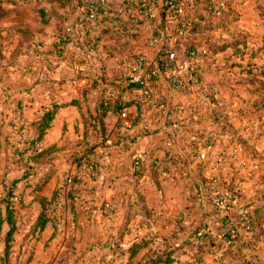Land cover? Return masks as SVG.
<instances>
[{
	"label": "rangeland",
	"instance_id": "rangeland-1",
	"mask_svg": "<svg viewBox=\"0 0 264 264\" xmlns=\"http://www.w3.org/2000/svg\"><path fill=\"white\" fill-rule=\"evenodd\" d=\"M58 5L57 0H0V130L10 138L9 150L0 156V202L9 195L11 183L21 181L26 173L17 163V151L25 149V135L19 136L14 127L34 115L32 100L15 104L23 94L31 93L23 85L38 78L49 79L61 71L66 90L75 86L76 75L70 71L74 68L67 59L60 60L56 48L54 35L62 32L53 14ZM233 5L230 18L224 22L219 18L218 27L207 31L212 39L194 62V68L198 67L197 83L189 93L176 89L181 101L166 98L169 105L174 104L187 115L180 132L210 133L208 138L215 146L207 148L208 141L204 142L205 161L201 159L191 169L181 166L183 176L177 180L169 166H164L156 178L145 169L148 179L152 177L157 183L145 188V211L136 216L137 192L130 194L133 185L126 182L128 169L135 181L140 178L134 161L128 168L125 161L113 169L103 165L99 175L88 167L62 170V195L68 197L72 187L81 183L84 191L75 210L71 207L72 212L65 214L61 222L56 223L53 215L58 226L56 236L54 228L31 233L30 225L38 214L36 208L29 209L33 190L28 183L40 178L42 172L38 171L31 180L27 178L29 182L26 179L13 189L17 195L11 200L13 208H17V229L8 253L9 228L5 226L0 231V264H147L149 259L165 257L170 252L175 257L182 253L179 257L183 260L203 256L207 264H264V91L257 75L259 69H264V0H241ZM140 24L127 26L119 35L105 32L102 45L108 46L117 38L119 44L136 47L134 51L150 53L154 26L145 21ZM102 63L112 75L121 65L113 58H104ZM53 93L39 88L33 99L39 101L45 95L52 99ZM34 106L40 112L42 105ZM146 111L151 113L150 121L163 123L166 131H172L161 108ZM194 115L196 120L191 119ZM186 146H176L180 159L178 154L185 153ZM191 152L200 153L193 148ZM223 195H229L235 203L230 212L217 205ZM127 225L129 234L125 235ZM231 225L239 229V235L232 232L228 242L224 235ZM170 237L187 239L188 243L173 250L164 243ZM142 239L149 245L130 261L126 252L135 240Z\"/></svg>",
	"mask_w": 264,
	"mask_h": 264
},
{
	"label": "trees",
	"instance_id": "trees-1",
	"mask_svg": "<svg viewBox=\"0 0 264 264\" xmlns=\"http://www.w3.org/2000/svg\"><path fill=\"white\" fill-rule=\"evenodd\" d=\"M57 3L59 4V7L57 10L53 11V14L56 15V19L57 21H59L58 23H61L62 26V32L58 33V31L54 35V37L56 38L55 40H57L56 48L58 50V53L60 54L59 58L60 60H66L68 57L67 55L70 52V60L78 64H75L76 66H78V69L81 68L80 66H86V69L84 70L85 77L83 76V78H87L90 81V86L83 88L81 90V95L78 98L71 100L69 103L57 104L56 102H51L49 103V105H45L40 109L39 116L34 120L23 122L22 125L14 126L19 136H24L28 131H30L32 135L28 139V141H25V149L20 151H17L18 149L16 150L18 156H20L18 157V159H20L17 160V163L22 164V168L25 169V178L21 181L12 182L9 195H5L4 199L0 202V231H2L5 226L9 228L8 232L6 233L7 253L9 251V243L11 244L12 242H14V234L16 233L17 229V208H13L14 203H11V200L15 199L17 196L15 195L13 189H16L19 184L25 182L27 178L30 179L35 177V174L37 175L38 171L42 172H40V178L38 180L35 178L34 183H28V186H30L33 190L30 192L33 200L31 201V205H29V209L36 208L35 211H37L38 214L37 218L30 225L31 233L36 234L37 232H43L49 224H53L54 236H56V233L58 231V226L55 223L54 219H52V217L54 211L60 205V188L58 187L55 190L54 195L50 200L42 196L41 192L56 175L57 171L53 167L58 160L59 154H61V152H63L65 149L63 150L58 144L52 145L45 149H42L41 146L47 132L51 129L52 123L61 108H76L81 113L84 125V131L81 135L82 139H79L78 142L71 147L68 153L65 154V161L69 165L76 164L78 168L81 166H86L90 169L91 172L99 171V164H97L98 162L96 161L98 151L99 149H104L105 151V149L107 148V145H105L109 136V130L106 125L107 115L112 113L119 116L121 112L128 110L131 107L137 109L136 117L132 122L131 129L125 128L126 131L120 130L115 136V140H117L119 143L123 142L124 146L127 149V147H129L132 143H135L134 139L128 135L127 130H132L133 128L135 129L139 124L143 123L145 119V113H148V111H146V109H144V107L138 101L139 86L137 85V83H125L131 78L128 71L130 64L137 61L141 56V53L144 54L145 52H137V50L134 51L136 47L134 48L132 44L129 43L119 44V39L114 38L113 36L111 38H114L115 42L111 43L108 46L102 45V38H104L103 35L105 34V32L111 31V35H119L121 33V30H125L127 26L134 24L119 23L114 18L107 17L98 19L95 25L91 27L90 24H88L87 21L83 18V14L80 11L82 7V0H57ZM225 4L226 7L223 9V14L220 17V20L222 18L223 22L225 21V19L230 18V14H232L231 1L226 0ZM67 10H71L72 13H68L67 15L65 13V11ZM214 10V6L210 7L211 13ZM211 13L210 15L208 14L209 16L204 22V27H206V30L209 27V21L212 19ZM69 19H71V21L74 22L75 25L81 24L85 28V36L81 44L80 53L75 51V45H67L61 41L62 37L65 34L67 20ZM193 25L194 27L196 26L194 23ZM147 57H149V55H147ZM104 58L116 59L121 63L120 66H124L126 71H124L116 79H109L106 66L102 65V60ZM152 58H154V56ZM196 58H198V56L195 58H192L185 54L179 56V60L185 66L193 69L190 76L188 77L191 86L197 83L198 78V67L194 68V62ZM176 70V63H168L166 56L160 57V61L158 62L157 67H155L153 70L154 72L151 76V81L153 85L161 91L164 99H166L167 96L163 92L161 83H166L169 89H176ZM257 75L262 82L261 86L262 90L264 91V69H259ZM76 78L80 80L79 75ZM45 82L47 84L46 87L49 88L50 91L56 92L57 89L53 85H58V81H56L55 79H50ZM99 90H101L100 99L96 106V109H94L91 106V99L93 94ZM77 133H79L78 130ZM94 134L97 135L96 139L93 138ZM224 134L226 133L223 132V135ZM209 139L210 138H207L206 142L208 141V146L213 149L215 143L212 139ZM9 141L10 138L5 137L3 130L1 129L0 156L4 151L9 150ZM13 146L17 148V145ZM108 148L111 149L112 146H108ZM196 150L197 149H195L194 151ZM165 152L166 154L161 160H152V158L149 165H145L139 157L134 160V168L136 163H139L140 170L136 171L135 168L136 175L138 176V178L140 177L139 180H141L142 177L143 179H148L150 177H147L145 169L150 170L151 175L154 178H156V174L159 173V171L164 166H169L171 172H173V170H179L181 166V164L179 163L181 160L177 157V155L175 158L173 156V153L167 150H165ZM103 154H105V152ZM152 177L149 180L151 185L155 186V183L157 182H155L156 180H154ZM28 179L27 182H29ZM80 180L82 179L80 178ZM82 184L83 183L74 185V187H72V189L68 193V196L71 199V206L73 210H75V202L80 198V193L82 190H79V188L83 187L81 186ZM135 191L137 192L136 202L139 206V211L134 213V215L136 216L142 215V213L145 211L144 202L146 200V197L139 189V184L136 185ZM3 203H6V206H4ZM249 227V231L252 232V221H250ZM129 228L130 226L128 225L125 227L123 231L125 235L129 234ZM225 231L226 232L224 236L227 237L228 242H230L232 238V232H236L239 235V229L237 227H233L232 225L231 227H227ZM171 239L173 240L174 238ZM164 243L165 245L169 246V244H167L166 242ZM147 245L149 244L145 243L143 239L140 241L135 240L130 246V250L126 252L129 255V260L132 261L134 260L135 256L138 257L144 251ZM169 247L173 250H177V248L175 249L174 247ZM143 260L147 261V258H144ZM195 260L196 262H192V264L202 263L201 258H198L197 256H195ZM147 262V264H174L176 262V257L172 256V253L170 252L166 254L165 257H155L153 259H149Z\"/></svg>",
	"mask_w": 264,
	"mask_h": 264
},
{
	"label": "crops",
	"instance_id": "crops-1",
	"mask_svg": "<svg viewBox=\"0 0 264 264\" xmlns=\"http://www.w3.org/2000/svg\"><path fill=\"white\" fill-rule=\"evenodd\" d=\"M120 1L121 0H112V3L116 5L120 3ZM214 1L218 2L219 0H214ZM228 1H231V7L233 8L235 7L233 3L237 5L240 3L241 0H228ZM212 6L213 5L211 2H209V0H200L197 3V5L193 7L192 9H189L187 13L189 19L196 25L195 27L197 29V31L193 35V39L196 41H201L204 45L207 44L208 40L212 39V36H208L210 34L209 32H207L206 28L204 27V22L210 15L211 13L210 7ZM67 56H68L67 61L69 62L68 64L74 68V69H70V71L72 73L74 72L75 75L78 74L80 77V80L76 78V80L74 81L75 86L70 87L73 89L66 90L67 85L64 81L65 79L63 78V76H61L60 74L61 71H57L54 77H49V79H39V78L37 80L34 79L31 83H26L25 85H23L24 88H27V89L30 88L31 93L29 92V94H23L21 99H17L16 101L17 103L15 104L20 106L21 105L20 102L22 100H24L26 104L27 102L32 100V102H30V106H32V109L34 110V113H33L34 115H29L31 118L29 117L28 121H23V122L32 121L39 116V112L37 111L38 109L35 110L37 106H34V105L41 104L43 107L45 105H49V103L51 102H56L57 104L69 103L71 100L76 99L81 95V90L83 88L90 86V81L87 78H83V76L85 77L84 70L86 69V66H80L81 68L78 69L77 68L78 66H76L78 64L70 60V52L68 53ZM124 71H126L124 66H118L116 75H112L108 73L107 71L108 78L116 79ZM78 72H80L82 76ZM78 75L76 77H78ZM50 79H55L59 83L58 85L57 84L53 85L57 89L56 92L53 93L54 94L53 98L49 99L48 96L45 95L39 101L33 99L35 97V95L33 96V94H35L39 88H43L47 92L50 91V89L46 87L47 84L45 82ZM161 87L163 88L164 94H166V96L171 98L173 102H176L177 100L179 101L182 100L179 95V91H177L176 89H169L166 83H161ZM100 91L101 90L97 91L92 96L91 106L94 109H96V106L99 102L100 94H101ZM183 102L185 103L184 100ZM164 103L167 104V103H170V101H167V99H164ZM128 113H129V119L132 124V122L134 121L136 117L137 109L134 107H131L130 109H128ZM150 115L151 113L146 112L143 123L139 124L135 129L133 128L132 130H127L128 135L131 138H133L135 141V143H132L129 147H127V149L124 146L123 142L119 143L117 140H115V136L120 130L126 131L127 128L125 127L124 122L120 120L118 115H115L112 113L107 115L106 125L109 130L108 140H107V143L105 144L107 145V148L105 149V151L104 149H99L98 151V156L96 159L98 163L97 162L96 163L99 164L98 166L99 171L96 172V175L100 174V171H102L103 165L104 166L109 165L111 169H113V167H115V165H117L118 162L125 161V164L128 168L130 162L131 161L133 162L138 157L143 161L145 165H149L152 158H153L152 160H156V159L161 160L163 158L164 152H162V150H167L173 153V156L176 158V154H177L176 146L184 148V145H188L185 147V149L187 150L185 153L181 152L178 154V156L181 157V159L178 157L181 160L179 164H182L181 166H183L185 169L186 168L191 169V167L193 168V166H195V163L200 162L201 159L205 161L206 150L204 151L203 146H205L204 142H206V139L208 138V136H211L209 132L204 133L201 131H181L183 132L182 134L180 131L176 133H174L173 131H166V127L163 125V123L160 124L157 122L155 123V121H150L151 120ZM167 124L169 125V123ZM162 129H164V131H161ZM77 130L79 131V133H77ZM83 131H84V125H83L81 113L76 108H72V107L61 108L59 112L57 113L52 123L51 129L47 132L46 137L43 140V143L41 146L42 149H45L52 145L58 144L63 150L65 149L63 152H61V154H59L58 160L56 161L53 167L57 171L56 175L52 178V180L47 184V186H45V188L41 192L42 196L50 200L53 197L55 190L58 187L60 188V191H61L60 205L57 207V209L54 211V214H53L54 218L57 220L56 223L58 221L61 222L65 214L68 215L70 211L72 212L71 199L69 198V196L66 197L65 195H62L61 183L59 185V179H60L59 172L67 168L75 169L78 167L76 164H72V165L67 164V162L65 161V156H66L65 154L68 153L71 147L75 143H77L79 139H82L81 135L83 134ZM3 133L5 134L4 130H3ZM31 135L32 133L30 131L26 132L25 141H28ZM202 135L205 137L201 138L200 136ZM93 138L96 139L97 135L94 134ZM108 146H112V148L109 149ZM192 148L199 150L200 153L192 154L191 152L190 154L189 151ZM104 152L105 154H103ZM192 155L194 156V158H191ZM193 160H195L194 163H193ZM181 166L178 171L173 170L172 177L174 180H177L179 176H183L182 170L184 169H182ZM184 172H185V175H188L187 170H185ZM126 173H128V175H126V177H128L126 181L127 184L133 185L132 187L129 186L132 189L130 194L136 195V193H134L135 187L137 184H139V189L143 192V195L146 197L147 192L145 188L152 187L150 180L144 178V179L135 181L131 177L132 175L130 174V169H128ZM184 177L186 178L188 176H184ZM79 190H82V189L79 188ZM83 191L84 190H82L81 193ZM29 197L31 198L30 201H32L33 197H31V193ZM134 199H135V196H134ZM53 228H54L53 224H49L45 230L46 231L49 229L53 230ZM171 238L172 237L167 239L165 242L169 244V246L174 247L175 249L176 248L181 249L182 246L180 245L182 243H186V244L188 243L187 239L183 240L181 238H174L172 240ZM189 241L191 242V237L189 238ZM159 242H161V240ZM179 255L182 256L183 254L180 252L176 254V262L174 264H192L191 263L193 261L192 259H195V256H193L191 259L183 260L181 259V257H179ZM201 260H202L201 264H207L205 263L203 256H201Z\"/></svg>",
	"mask_w": 264,
	"mask_h": 264
},
{
	"label": "built area",
	"instance_id": "built-area-1",
	"mask_svg": "<svg viewBox=\"0 0 264 264\" xmlns=\"http://www.w3.org/2000/svg\"><path fill=\"white\" fill-rule=\"evenodd\" d=\"M199 1L121 0L120 3L114 5L112 0H82V7L80 9L83 18L91 27L95 25L98 19L107 17H112L123 24L140 25V23L145 21L154 26L155 37L150 48V53H141L138 60L130 64L128 71L131 78L125 83H137L139 86V103L146 110L161 108L164 118L169 120L167 121L174 133L178 132V130L180 131L185 125L183 121L187 118V115L184 116L175 105L164 103V96L153 85L151 76L153 75L154 68L157 67L160 61V57L166 56L168 63H176V89L184 93L190 92L191 85L188 77L193 69L185 66L179 60V56L185 54L195 58L205 52V45L201 41L193 39V35L197 29L187 14L188 10L195 7ZM209 2L212 3L215 10L211 13L212 19L209 21L207 31L218 27L217 20L221 17L223 9L226 7V0H219L218 2L209 0ZM84 36L85 28L81 24L75 25L69 19L67 20L65 34L61 41L67 45H75V51L80 53ZM149 54L154 56V58L147 57ZM119 118L124 122L127 129H131L132 124L129 119L128 110L121 112ZM191 119L196 120V115ZM135 168L136 171L140 170L139 163H136ZM68 182L71 184L72 179H69ZM234 204L233 199L229 195L222 197L217 203L218 207L226 212H230Z\"/></svg>",
	"mask_w": 264,
	"mask_h": 264
}]
</instances>
